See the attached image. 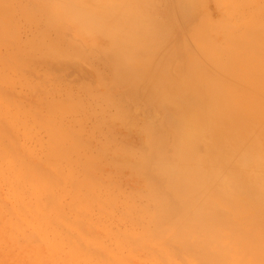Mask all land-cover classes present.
Wrapping results in <instances>:
<instances>
[{"label":"rangeland","instance_id":"374dc122","mask_svg":"<svg viewBox=\"0 0 264 264\" xmlns=\"http://www.w3.org/2000/svg\"><path fill=\"white\" fill-rule=\"evenodd\" d=\"M60 1L61 6L58 7L55 5L56 0H0V65L3 74H6L0 78V95L11 102V105L7 104L10 108L16 106L20 112L21 123L25 122L27 127L25 128L26 139H24L20 133L11 131L5 123L2 124L3 119L0 116V247L2 248H0V264H67L69 262V264H83L70 255L67 247L66 249H64L65 246L61 247L66 242H69V245L76 242L73 233L77 230L64 228L59 221L54 220L47 223L44 220V223H41L44 224L43 228L38 226L34 228L33 225L36 222L43 220L38 217L33 224L28 223L33 216L29 214V204L33 208L32 200L35 199L30 197L28 186L25 187L28 184L30 186V183L27 184L24 181V184L20 183L18 186L20 190L12 184L15 174H17L11 172L17 161L18 153H15L16 151H19L24 164L30 168L31 173L47 174L53 178L54 183L60 181L57 184H60L63 189L66 188L64 191L67 194L64 193L66 196L61 200L52 197L45 190L37 189V200L35 201L46 204L60 202L58 207L62 211L68 210L69 206L71 216L79 221L77 216L79 206L70 202L74 198L68 193V180L64 182L65 177L75 174L86 182L87 188L82 196L88 197L113 192L125 197V193H128L131 198H125L129 203H144V206L148 208L143 217L145 222L134 225V228L139 232L138 229H142L143 226L150 223L153 210L150 207L160 206L159 203L166 202L165 196H172L167 192L164 195L154 190L159 179L167 182L177 175L178 184L183 179L184 181L181 182H188L189 186L191 184L196 187L190 186L192 191L194 189L200 191L203 186V189L206 187L204 193H201L202 197L198 199L201 201L205 196L203 202L210 201L211 195L207 196L210 183H216L217 186L221 182L229 183L228 185L233 184L234 174L232 172L235 168V183L238 186L247 183L243 178L242 181L240 177L238 179L236 174L238 168L235 166L238 160L233 158L236 157L237 152L242 153L241 142L244 140L234 141L235 147L232 148L235 149L234 151L230 150L229 159L227 157L228 162L225 158L226 164L206 152L207 144H205L207 146H203L202 152L197 150L194 163L184 159L186 156H181L186 152L184 149L186 141L180 134L179 126L185 118L183 109L184 106L187 107L186 101H189L194 114L198 117L202 116L196 113V107H193L190 100L185 97L189 91L192 93L196 91L198 98L212 95L230 101L227 102L230 112L243 117L245 121L238 123L236 119H233L232 127L239 133L247 132V130L253 132L264 128V77L259 82V77L264 73V0H124L126 6L122 7V4L120 9H113L118 12L117 16L115 12L111 11L116 17L121 16L131 22L132 19L140 21L139 24H131L123 29L116 28L119 30L121 40L125 39L124 34H126L129 36V42L135 45L140 40L137 34L146 35L154 50L159 53L166 49L170 38L169 43H174L176 48L181 50L180 55L174 56L175 60L172 64L176 68L183 67L174 69L173 72H166L172 81V84L167 86L171 93L168 91L165 96L157 94L156 100H148L144 96V86L142 83H137L140 78L137 77L135 73L137 71L132 64L139 67L138 65L142 61H139V64L135 63L137 60L134 58L128 63L125 60L122 61L127 64H123L120 60L117 61L112 58L114 47L91 41V35L88 32L84 34V29L78 25L72 26L69 29L71 35L66 36L67 30L64 24L66 19H61L59 15L64 12L61 8L73 10L69 5L74 0ZM108 1L113 0H87L86 2L90 3L88 7H93L94 11L102 13V7L98 6L97 11L95 5L97 2L107 4ZM77 4L80 5V2ZM43 6H46L45 10ZM123 12L127 14H123ZM97 15L105 25L102 27L113 25L112 20L107 16ZM252 17L255 19L253 20ZM66 22L68 23V21ZM206 26L208 28L204 29L205 32L202 34V29ZM195 31H197L196 35H194ZM158 37H162L164 45ZM203 39H208L209 43L216 46L210 51H206L202 48ZM104 41L108 42V40ZM57 45H64L66 49L70 50L67 53L52 52ZM240 45H242V49ZM142 49L139 47L137 51ZM52 53L56 54L53 56ZM55 57L60 59L58 70L52 68ZM229 57L241 58L242 63L248 65L246 76L249 81H237L232 78V75L230 77L225 73L221 66H224L223 63H226ZM62 59L70 61H62ZM119 59L123 58L119 57ZM176 60H180V63ZM213 62H218L221 66L217 69ZM118 64L124 66L119 68ZM13 68H16V71L12 72ZM201 68H205V72L208 73L207 80L210 82L201 78ZM73 74H80V76L72 80L70 77ZM132 74H136V77H133ZM183 74L188 78L189 83L185 88H180L176 82ZM254 76H256V83ZM17 79L19 81H16ZM132 84L135 86L134 88ZM146 84L153 88L148 82ZM174 84L177 87L173 86ZM224 84L230 85L232 88L223 90ZM129 94L133 96L129 97ZM246 95H250L248 98L254 101L249 107L244 106V102H238L242 96ZM134 96L137 97V101ZM131 97L135 100L136 105L132 103ZM139 97L143 100H140ZM2 98H0V105L4 102ZM256 103L263 105V109H258ZM236 104L238 106H235ZM209 110L211 109L209 108ZM214 112L215 114H207L208 117H203L204 120L210 119L213 124H223L218 119L224 121L222 116L227 111L222 107H216ZM155 123L162 129V132L153 136L154 143L152 145L143 143L139 137L142 139L144 136L150 140L152 132L149 131L150 128L145 127L153 126L152 124ZM251 135L246 134L244 138L250 137L253 141V136L262 145L263 132L261 134L254 132V135ZM157 141L160 142L158 146ZM152 150L157 155H154L155 158L151 160V168L147 169L149 172L153 170L157 177L148 175L149 178H146V173L142 172L143 168L134 171L132 165L135 167L142 165L147 152H150L151 156L153 155ZM2 151L10 156L7 157L6 163L3 162ZM250 151L246 156L252 157L251 160L256 157L264 160V152H256L254 147ZM209 168L221 171L219 175L216 171L218 177L213 175L212 178L208 174L210 173ZM251 168L249 173L253 175L254 168ZM225 169L232 171L230 175ZM193 173H196L197 175H195L198 177L200 175L202 177L203 174L202 179ZM181 174L183 176L187 174L194 180L187 176L181 178ZM244 174L246 175L245 171ZM200 183L202 185H199ZM93 184L95 185L94 191ZM252 193L259 198L264 192L257 190ZM252 193L250 194L252 195ZM232 194L234 195L233 192ZM251 195L248 197L243 194L236 200L237 204L246 206V210L242 214L241 211L239 214L231 208L227 210L230 219L242 224L245 222L244 219L254 215L253 210H249L251 207L249 204L253 199L257 201L258 199ZM20 197L23 198L24 204L20 202ZM11 198L16 202H13ZM225 198L227 199L226 196ZM181 199L182 202H187L186 198L180 197ZM86 201L94 203L91 200ZM188 201L194 202V200ZM257 205L264 206L259 202ZM86 214L85 223H90L91 218L96 217L97 220H105L110 224L106 230L98 225L90 230L80 223L77 228L81 235L85 239H90L94 233H97L106 238L104 243L109 245L112 244V241L106 235L108 231L116 230L117 225L123 227L128 224L127 221L122 223L115 216L108 215L104 211L100 214L96 207ZM194 223L195 221H191L188 224L192 227ZM153 227L154 230H161V227L165 229L163 223L157 224V226L153 225ZM153 227L150 225L149 229H153ZM194 228L196 227L188 228V231ZM182 231L186 233L184 229ZM233 232H237V235L229 240L231 242L240 239L241 236L239 231ZM60 233H64L61 240L56 236ZM200 234L202 233L198 231L197 235ZM229 241L214 242L216 243L214 246H210L211 243H208L209 249L214 247L208 258L196 255L192 251L191 254H195L194 260L200 259L205 262L204 264H229L230 261L232 264H237L231 255L234 252L229 249ZM177 244L179 243L177 242ZM110 247L112 246L110 245ZM89 252L92 260L95 257V252ZM143 253L124 259L125 262L121 264H143L146 258ZM142 255L143 258H141ZM188 255L187 251L177 253L178 263L189 264L187 262ZM96 256L101 255L96 253ZM261 257L264 262V254ZM240 258L247 259L254 264L251 247H248Z\"/></svg>","mask_w":264,"mask_h":264},{"label":"bare ground","instance_id":"6f19581e","mask_svg":"<svg viewBox=\"0 0 264 264\" xmlns=\"http://www.w3.org/2000/svg\"><path fill=\"white\" fill-rule=\"evenodd\" d=\"M86 1L85 0H74V2L71 1L72 3L69 6H71V9H73L74 11L69 10V9L64 10L63 8H61V10L64 12L62 15H59V16L61 17V19L64 18L66 19V21H68V23L64 21L65 28L67 30L66 36L71 35V33H69V29L72 28V26L78 25L80 26V28L84 29L83 30L84 34L88 32L91 35L92 37L91 41H95L96 44L100 43V44H105V45L114 47L115 50H113L114 52H113L112 58H115L117 61L120 60L122 62L123 60H125L128 63V62H131L133 58L137 60L135 63L139 64L140 63L139 61H142L138 65L139 67L133 64L132 66H134L135 71H137L135 72L137 74V77L140 78L137 83H142V85L144 86L143 88L145 92L144 96H146L148 100L149 99L156 100L157 94L159 95L161 94L162 96H165L168 93V91L171 93V90L167 88V86L168 84H172V81L170 80L166 72H173L174 69H180L183 66L182 67L179 66L178 68L173 66L174 60H175L174 56L180 55L181 50H178L177 49L178 47L176 48L174 43H172L173 46H171L172 44L169 43L170 38L168 39L166 49H163L164 51H161L159 53H157L154 50L151 44V41L148 40V37L146 35L137 34V37L140 40L135 45H132L129 42V36L126 34H124L125 39L121 40V36H119L120 34L118 32L119 30L116 28L123 29V27L126 28L130 26L131 24H135V25L139 24L140 23V21H138L139 19H134V20L132 19V22H131L128 19L121 18L120 16L121 14L119 15L120 17H116L114 16V14H112V12L114 13L115 11H117L113 9H116V8L120 9L122 4H123L122 7L126 6V2L124 0L108 1L107 4L105 2H97L95 5L96 6L95 10L98 11V6L102 7L103 9L102 13H98L94 11L93 7L92 8L88 7L90 3L88 4ZM78 2H80V5L77 4ZM55 5L58 7L61 6V1L56 0ZM191 5L194 8L192 3ZM43 9L45 10L46 6H43ZM115 13L117 15L118 12H115ZM97 14L107 16L110 20H112L113 25L102 27L105 25L102 24ZM123 14H127V13L123 12ZM252 19L254 20L255 18L252 17ZM66 23L68 24V26H66L67 25ZM69 23H73V24L71 25ZM207 28L208 26L202 29V34L205 32L204 29L206 30ZM197 31L194 32V35H196ZM112 35L114 36V38ZM159 37L158 39L160 41H163L162 37L164 36H162L161 38ZM203 38H206V37H203ZM104 40H108V42ZM202 41L204 42L202 44V48H204L206 51H210L216 46L215 44L209 43L210 41L208 39H203ZM163 45H164V41H163ZM139 47H142L143 49L140 51H137ZM240 48L242 49V45H240ZM69 50L70 49H66L64 45H57L55 46V49H53L52 52L67 53L69 52ZM128 51H130V54L127 55ZM212 52L216 53V51L214 50H212ZM55 54L56 53H52L53 56ZM258 56H261V55H258ZM119 57L123 59H119ZM115 59L114 61H116ZM219 59L222 60L220 57ZM62 61H70V60L62 59ZM176 61L180 63V60H176ZM59 62H60L59 58L57 57L53 58L52 68L54 70L59 69V66H58ZM213 64L217 69L219 66H221L218 62H213ZM223 65L224 66H221V67L223 70H225V73L228 76L230 77L233 76L232 78L236 79L237 81H246V80L249 81V78L246 76V70L248 69V65L243 64L241 58L229 57L228 61L226 63H223ZM120 66H122V64H120ZM120 66L119 68H121ZM13 71H16V68H13L12 72ZM136 74H132L133 77H136ZM207 74L208 73L205 72V68H201L200 75L203 80H207V77H206ZM4 75L6 76V74H3L2 66L0 65V78L3 77ZM197 75L200 76L199 74ZM78 76H80V74H73L71 75L70 78L72 80H75ZM263 77H264V73L262 76L259 77V82L263 80ZM254 78H255V83H256V76H254ZM16 81H19V80L17 79ZM212 81H213V78L211 82ZM147 82L148 84H151L155 90L151 88L150 86H148L146 84ZM188 83H189L188 78L183 74L180 77V79L176 82V85L180 88H185L188 85ZM176 85L174 84L173 86H176ZM134 87L135 86H133V88ZM222 88L223 90H227V88H232V87L230 85L224 84ZM130 96H133V95L129 94V97ZM185 97L190 100L193 107H196V113L202 116L198 117L196 114L193 113L190 107V103L187 100L186 101L187 107L184 106V109H183L185 118L180 124V126L178 125L180 127V134L182 135L183 139L186 141L184 143V149L186 152H184L181 156H186L184 159L186 160L188 159L194 163V158H195L197 150L199 152H202L203 146L207 144L208 149L206 152L208 154L211 153L213 158L224 163L227 157L228 159L230 157V150L234 151L235 149V148H232L235 144L234 141L237 139L244 140L241 142L242 153L237 152L238 154L236 155V157H233V158H235L236 161L238 160L236 164L234 162L235 166H237L238 168L236 172L238 179L241 178V181H242V178H243V180L247 182L245 183V185L240 186L239 184L238 186L235 183L236 177H235L234 171H236V168L234 169L233 172L225 169L229 175L231 172L234 174V176L232 177L233 184L228 185L229 183L224 184L223 182H221L220 185L217 186L216 183H210L208 187V191H207V196L209 197L211 195L212 199L211 197H209L210 201L203 202L205 196L203 197V200L201 201H199L198 199L199 197L200 198L202 197L201 193H204V189L206 187L203 189L204 186L203 187L200 186L202 187L201 189H203L202 190L203 192L201 191V189H200L201 192L197 189H194L192 191L190 188L191 187L196 188V187L194 185L191 186V184L189 183L191 186L190 187L187 184L188 182L186 183L181 182L183 179H181L180 183L178 184L179 179L177 178V175H175V178H172L167 182L161 181L159 179L158 182L156 183L154 190H157L158 193H162L164 195H166V192H167L174 197L165 196L166 202L164 201L161 203L158 202L160 206H156V207L149 206L150 208L153 209L152 215L150 217V223L148 225L143 226L142 229H138L140 230L138 232L137 229L134 228V225L136 224L140 225L144 223L145 221H143L144 220L143 217L145 216V212L148 211V208L144 206V203H137V204L129 203L127 199L131 198V196L128 193H125V197L127 199L119 195L118 193H113V192H107L105 194H96L95 196L92 195L88 197L82 196L84 191L87 188L86 182L83 181V179H80L75 174L74 176L68 175L67 177H65L64 182L68 180L67 182L68 184L67 186L69 190L68 193H70V196L74 198V199H71L70 202H72L73 205L77 204L79 206V209L77 211V216L80 222L71 216V210L69 206H68V210L62 211L58 207L61 204L60 202L59 203L53 202L50 204H46L43 202L35 201L37 200L36 199L37 189L45 190L47 193H50L52 197L60 198L61 200L63 197L66 196L64 194L66 193L64 191L66 188L63 189L60 184H57L60 181L57 183H54L53 178L47 174L43 175L41 173H37V174L31 173L29 171L30 168L24 164V161L19 151H16L15 153H18L17 157L15 156L17 160L15 163L16 167L14 166L13 169H11V172L14 174L15 173L17 174H15L16 176H15V179L12 181V184L15 185V187L20 190V188L18 187L20 183H23V181L26 182L27 184L30 183V186L28 184V185H25V187L28 186L27 188L30 189L29 191L30 197L31 198L33 197L35 199V200H32L30 198L33 202V208L29 204V214L33 216L29 219L28 223H30V225L33 224L36 218L38 217L39 219L43 218V220L36 222L33 225L34 228H36L37 226L40 228H43L44 224H41V223H44V220H46V223L50 220H54V221H59L64 226V228L77 230L76 232L73 233V238L76 242H72L70 245H69V242H66L62 244L61 247L65 246L64 249H66L67 247L70 255L74 259L77 258V260L83 264H121L125 262L124 259H127L129 257L132 258L135 256H139L140 253L142 254V252L145 253V254L143 253L144 256L146 255V258L144 259L143 264L145 262L146 264H163V263L164 264H179L178 259H177V253H184L185 251H187V254H189L188 260H187L189 264H204L205 262L200 261V259L198 261L194 260V255L196 254V255L205 256V258H208V256L212 254L211 251L214 249V247H211L212 249H209L210 246H214L216 244L214 242L218 243L220 241H229L232 238L236 237L237 232L234 233L233 231H239L241 233L240 239H236L234 242L229 241L228 243L230 251L234 252V253H231V255L233 256V258H235L236 263L237 264H252L249 262V260L240 258L242 257L243 253H245L246 249L248 247H251L252 253L254 254V258H252L254 264H264L263 259H261L262 258L261 256H263L264 254V206L259 207L257 205L258 202L264 204V193L259 198L258 196H255L254 193H252L257 190H262L264 192V160H261L259 157H256L254 160H251L252 157L248 158L246 156L247 153L251 152L250 149L252 147L255 148L256 152L257 151L264 152V139L262 140L263 142L262 145H260V142L252 136L254 135V132L256 134H261L262 132L264 133V128L261 130L256 129L257 131H253V132L251 130L250 131L247 130V132L242 131L239 133L234 127H232L233 126L232 123L234 122L233 119H236L238 123H244L245 121L243 117H239V115L230 112V109L227 107L228 105L227 102H230V101L225 100L224 98H221V97L219 98L217 96H212V95L206 98L204 97L198 98L196 96V91L194 93L189 91L185 95ZM248 97H250V95L242 96L238 102L239 103L244 102L245 103L244 106L249 107V105L253 103L254 101L250 100ZM0 98H2L1 95H0ZM136 98L137 97L134 96V99L137 101L138 99ZM2 99H3L2 101H4L0 105V116L3 119L2 124L5 123V125L11 131L14 130L16 133H20V135L23 136L24 139H26L25 128L27 127L25 126V122L21 123L20 112L16 109V106H14L13 108H10V106H8V105H11V102H9L8 99H6L5 97H3ZM130 99H132V97ZM135 100H133L132 103H135L134 102ZM140 100H143V99L140 98ZM152 102L153 101H151V103ZM130 103L131 102H129V104ZM256 105L258 106V109L260 110L263 109L262 107L263 105H261L260 103H256ZM235 106H238V105L236 104ZM216 107L218 108L222 107L227 111L224 114V116H222L224 121H222L221 119H218L221 121V123L225 124L226 126H224L223 124L220 125L217 123L213 124L210 119L204 120L207 114H213V113L215 114L214 111ZM209 108L211 110H209ZM156 124L157 123L152 124L153 126L148 125L147 127H145L147 129L149 128L151 129V130L149 129V131L152 132V135H150L151 136L150 140H148V138L146 139L144 136H142V139L139 137V139L142 140L143 143H147V144L151 143L152 145V143H154L153 136H157L162 132V129L159 126H156ZM7 127L6 129H8ZM232 128L235 130H233ZM147 129L145 130L147 131ZM246 134H250V135L252 134L251 136L253 138V141L251 140L250 137L245 139L244 135ZM148 145H146V148H148ZM158 145H160L159 141H157V146ZM150 147L149 149H151ZM213 150H215L216 152L215 151L213 152ZM147 151H150V150H147ZM2 152H3V162H5L7 160V157H10V156H8V154L5 151H2ZM152 154L153 155L151 156L150 152H147L146 157H145L146 159H144V163L138 167H135V165H132L133 170L136 171L138 168H143L144 170L142 172L146 173V178H149V176L157 177L153 170L149 172V169H147L149 167L151 168V162H152L151 160L155 158L154 155H157L156 152L153 153V150H152ZM233 154L232 156H234ZM235 154H236V150H235ZM228 159L226 162H228ZM209 167H211V165H209ZM250 168L251 169L254 168V170L252 171L253 175L249 173ZM209 169H210L209 170L210 173L208 174H210L212 178H213V175L216 176L217 170H213V168L212 169L209 168ZM197 170L199 169L197 168ZM244 171L246 175L244 174ZM219 172L217 171L218 175H219ZM196 173H193V174L195 175ZM211 173H214V174H211ZM218 175L216 177H218ZM185 176H187V174ZM185 176L182 175L181 178ZM202 177H203V174H202ZM202 177L200 175V177L198 178L202 179ZM189 179L194 180V178L192 177H190ZM201 179H198V180H201ZM220 180L222 181V179ZM201 183L199 185H202ZM179 185H182L181 186L182 188L181 187L179 188L178 187ZM92 189L93 191L95 190L94 184L92 186ZM232 192L234 193V195L232 194ZM250 193H252V195L258 199V201L256 199H253L252 202L247 201L251 203L249 205H251L252 208L250 207L249 210H253L254 215L244 219L245 222L242 224L236 220L230 219L229 218L230 214L227 213V210L231 208L234 212L239 213V214L241 211V214H242L246 210V206L237 204L236 200H238L239 197H241L243 194L249 197L251 195ZM225 196L227 197V199L225 198ZM176 197H178L179 199ZM180 197L186 198L187 202L185 203L182 202V199L180 200ZM86 200H91L94 203H90L89 201H86ZM188 200H194V202H191V201L189 202ZM12 201L16 202V200H12ZM20 202L24 204V200L22 197H20ZM95 207L98 209L100 214L103 213L104 211L108 215L115 216L117 220L122 221V223L126 221L128 222V224L123 227H120L119 225H117L116 230L112 232L108 231V234L105 233L109 237V239L112 241V244H110L112 247H110L109 244H105L104 239L106 238L99 236L97 233H94L90 239H85L77 228L80 225V223L85 225L90 230H93V227L96 225H98V227L101 226L104 230L108 228L110 223H106L105 220H97L96 217L94 219L91 218L90 223L84 222V218L87 215L86 213L94 209ZM100 210H103V211H100ZM191 221H195L192 227H196V228L191 229V231H188V228H192L188 224ZM161 223H163V226L165 227V229H162L161 227V230H154L153 225L157 226V224H161ZM150 225H152L153 229H149ZM183 229L184 231H186V233H183L182 231ZM198 231L201 232L202 234L197 235ZM56 236L61 240L64 237V233H60ZM105 242L108 243V241H105ZM177 242L179 244H177ZM208 243H211V245L207 246ZM124 250L126 251V254H124L125 252ZM89 251L95 252V257H93L92 260L90 258ZM191 251L194 252L195 254H191ZM96 253L100 254L101 256L99 257L96 256ZM144 256L142 255L141 258H143ZM229 264H232V261H230Z\"/></svg>","mask_w":264,"mask_h":264}]
</instances>
